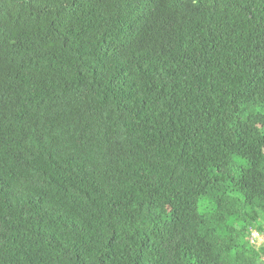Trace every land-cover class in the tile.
I'll use <instances>...</instances> for the list:
<instances>
[{
    "label": "trees",
    "instance_id": "16d2710c",
    "mask_svg": "<svg viewBox=\"0 0 264 264\" xmlns=\"http://www.w3.org/2000/svg\"><path fill=\"white\" fill-rule=\"evenodd\" d=\"M264 0H0V264H264Z\"/></svg>",
    "mask_w": 264,
    "mask_h": 264
},
{
    "label": "built area",
    "instance_id": "2783aa9c",
    "mask_svg": "<svg viewBox=\"0 0 264 264\" xmlns=\"http://www.w3.org/2000/svg\"><path fill=\"white\" fill-rule=\"evenodd\" d=\"M263 240H264V236L259 234L258 232L253 231L251 233L250 241H251L252 245L259 247L263 243Z\"/></svg>",
    "mask_w": 264,
    "mask_h": 264
},
{
    "label": "clouds",
    "instance_id": "9594fccd",
    "mask_svg": "<svg viewBox=\"0 0 264 264\" xmlns=\"http://www.w3.org/2000/svg\"><path fill=\"white\" fill-rule=\"evenodd\" d=\"M255 246V245H254ZM257 247V246H256Z\"/></svg>",
    "mask_w": 264,
    "mask_h": 264
}]
</instances>
